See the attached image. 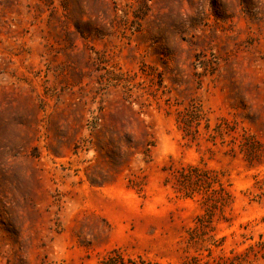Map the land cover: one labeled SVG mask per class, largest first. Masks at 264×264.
Instances as JSON below:
<instances>
[{"label": "rangeland", "instance_id": "374dc122", "mask_svg": "<svg viewBox=\"0 0 264 264\" xmlns=\"http://www.w3.org/2000/svg\"><path fill=\"white\" fill-rule=\"evenodd\" d=\"M249 4L0 0V264H264Z\"/></svg>", "mask_w": 264, "mask_h": 264}, {"label": "clouds", "instance_id": "9594fccd", "mask_svg": "<svg viewBox=\"0 0 264 264\" xmlns=\"http://www.w3.org/2000/svg\"><path fill=\"white\" fill-rule=\"evenodd\" d=\"M238 9L243 8V0H236ZM249 9L253 14H257V5L256 0H250ZM153 35H156L160 38L161 44L166 48L172 47V39L175 35L174 32H171L170 27L165 26L164 24H158L153 31Z\"/></svg>", "mask_w": 264, "mask_h": 264}, {"label": "trees", "instance_id": "16d2710c", "mask_svg": "<svg viewBox=\"0 0 264 264\" xmlns=\"http://www.w3.org/2000/svg\"><path fill=\"white\" fill-rule=\"evenodd\" d=\"M131 264H136V262L132 261Z\"/></svg>", "mask_w": 264, "mask_h": 264}]
</instances>
